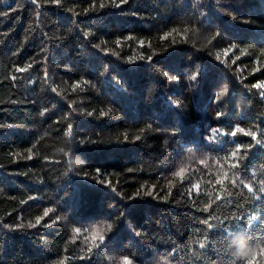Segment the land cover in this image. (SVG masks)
Returning a JSON list of instances; mask_svg holds the SVG:
<instances>
[{"label":"trees","instance_id":"16d2710c","mask_svg":"<svg viewBox=\"0 0 264 264\" xmlns=\"http://www.w3.org/2000/svg\"><path fill=\"white\" fill-rule=\"evenodd\" d=\"M125 259L264 264V0H0V264Z\"/></svg>","mask_w":264,"mask_h":264},{"label":"clouds","instance_id":"9594fccd","mask_svg":"<svg viewBox=\"0 0 264 264\" xmlns=\"http://www.w3.org/2000/svg\"><path fill=\"white\" fill-rule=\"evenodd\" d=\"M255 249L247 245L246 242H241L238 246L236 255L243 260L247 255L251 254Z\"/></svg>","mask_w":264,"mask_h":264},{"label":"snow or ice","instance_id":"6c2138e0","mask_svg":"<svg viewBox=\"0 0 264 264\" xmlns=\"http://www.w3.org/2000/svg\"><path fill=\"white\" fill-rule=\"evenodd\" d=\"M33 2L35 3V0H33ZM96 47H99V45H97ZM193 79H195V77H193ZM256 87H260V85H256ZM225 91H227V89H225ZM217 131L218 130H216V129L211 130V135H212V139L213 140L215 139V136L217 134ZM69 135H70V132H69ZM232 135H235V132H233ZM137 139H138V137H137ZM182 173H183V169H181V172H178L177 175H182ZM254 219H255L254 216H250L248 218V221H247L248 224H251ZM209 227H211V225H209ZM77 231H79V229H77ZM101 239H103V237H101ZM201 247H203V244L202 243H201ZM125 264H129V262L127 261V259H125Z\"/></svg>","mask_w":264,"mask_h":264}]
</instances>
